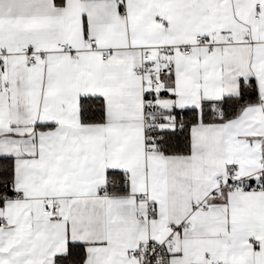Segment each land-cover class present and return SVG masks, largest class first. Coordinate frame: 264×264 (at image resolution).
I'll list each match as a JSON object with an SVG mask.
<instances>
[{
  "label": "snow or ice",
  "instance_id": "1",
  "mask_svg": "<svg viewBox=\"0 0 264 264\" xmlns=\"http://www.w3.org/2000/svg\"><path fill=\"white\" fill-rule=\"evenodd\" d=\"M0 264H264V0H0Z\"/></svg>",
  "mask_w": 264,
  "mask_h": 264
}]
</instances>
